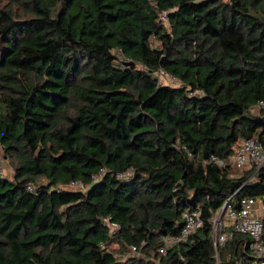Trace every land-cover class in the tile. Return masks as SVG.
<instances>
[{
  "label": "trees",
  "instance_id": "16d2710c",
  "mask_svg": "<svg viewBox=\"0 0 264 264\" xmlns=\"http://www.w3.org/2000/svg\"><path fill=\"white\" fill-rule=\"evenodd\" d=\"M260 100L264 0H0V264H234L213 220L235 191L264 202V168L230 164L264 139Z\"/></svg>",
  "mask_w": 264,
  "mask_h": 264
},
{
  "label": "built area",
  "instance_id": "2783aa9c",
  "mask_svg": "<svg viewBox=\"0 0 264 264\" xmlns=\"http://www.w3.org/2000/svg\"><path fill=\"white\" fill-rule=\"evenodd\" d=\"M168 15L164 11L160 19L167 21ZM163 71V70H161ZM264 110V100H260L250 108L252 115H259ZM212 159H216L212 157ZM220 165H224L222 160H218ZM230 164L233 171L245 172L264 168V139L259 137L240 138L232 146V155ZM252 174V175H253ZM0 175H5V170L0 164ZM251 175V176H252ZM133 176V171L119 174V179H129ZM70 185L82 186L81 183L72 182ZM31 190L33 187L28 185ZM235 191L222 205L215 216L214 223V246L217 249L219 245L225 246L228 242L235 239L237 235L241 236L240 255L234 264H264V202L261 199L246 196L239 202V207H235L232 200L236 194ZM106 223L115 233L119 225L106 220ZM204 225V218L201 209L186 211L183 215V226L178 236L165 238L166 245L178 244L186 240L192 233L199 230ZM132 253L139 255L136 246H131ZM165 247L161 251H165Z\"/></svg>",
  "mask_w": 264,
  "mask_h": 264
},
{
  "label": "rangeland",
  "instance_id": "374dc122",
  "mask_svg": "<svg viewBox=\"0 0 264 264\" xmlns=\"http://www.w3.org/2000/svg\"><path fill=\"white\" fill-rule=\"evenodd\" d=\"M1 2H2V4L5 3L4 1H1ZM165 24L167 26V29L169 30V26H168L167 21H165ZM152 44L153 45H158L159 43L157 41H155V39H153ZM157 77H158L159 81L161 83H163V84L175 85V84L178 83V81L175 80L173 76L169 75L165 71H159V72H157ZM0 160H1L2 165L4 167L6 177L12 178L13 170H12L11 166L5 161V159L2 158L1 148H0ZM245 171L246 170H243L242 172L233 171V176L236 177V178L237 177H241V176L244 175ZM253 180H256V178L254 177ZM41 182L44 183L45 181H41ZM61 188L78 190V189L82 188V186H78V185L75 186V185H70L69 184L68 186H61ZM131 256H134V255L132 254ZM135 256H138L139 257L140 256V253H139V255H135Z\"/></svg>",
  "mask_w": 264,
  "mask_h": 264
}]
</instances>
